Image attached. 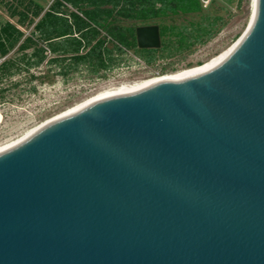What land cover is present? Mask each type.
Returning a JSON list of instances; mask_svg holds the SVG:
<instances>
[{
  "label": "water",
  "instance_id": "95a60500",
  "mask_svg": "<svg viewBox=\"0 0 264 264\" xmlns=\"http://www.w3.org/2000/svg\"><path fill=\"white\" fill-rule=\"evenodd\" d=\"M213 68L110 90L0 150V264H264V0ZM161 47L158 25L136 29Z\"/></svg>",
  "mask_w": 264,
  "mask_h": 264
},
{
  "label": "trees",
  "instance_id": "16d2710c",
  "mask_svg": "<svg viewBox=\"0 0 264 264\" xmlns=\"http://www.w3.org/2000/svg\"><path fill=\"white\" fill-rule=\"evenodd\" d=\"M0 10L8 16H0V85L17 87L21 82L13 80L25 75L32 92L35 82L57 76L106 78L129 52L147 66L186 58L218 37L232 16L220 0L207 7L202 0H52L47 6L0 0ZM144 25L159 26L160 48L138 47L136 29Z\"/></svg>",
  "mask_w": 264,
  "mask_h": 264
},
{
  "label": "rangeland",
  "instance_id": "374dc122",
  "mask_svg": "<svg viewBox=\"0 0 264 264\" xmlns=\"http://www.w3.org/2000/svg\"><path fill=\"white\" fill-rule=\"evenodd\" d=\"M36 1L47 6L52 0ZM220 1L232 14L228 26L218 37L206 46L199 47L186 58L159 61L154 66H147L129 52V60L109 72L106 78L90 79L86 73H82L65 81L61 76H57L53 82L43 85L35 82L36 92L30 91L31 86L26 82L25 75L13 80L21 82L17 87H9V83L0 85V88L5 90L0 91V146L18 140L40 124L100 92L122 85H132L139 81L159 79L209 62L236 43L246 30L255 8V0H243L240 8H238V0ZM0 16L8 19L2 10H0Z\"/></svg>",
  "mask_w": 264,
  "mask_h": 264
},
{
  "label": "bare ground",
  "instance_id": "6f19581e",
  "mask_svg": "<svg viewBox=\"0 0 264 264\" xmlns=\"http://www.w3.org/2000/svg\"><path fill=\"white\" fill-rule=\"evenodd\" d=\"M254 11V10H253ZM231 46V45H230ZM233 46L229 47L227 50L223 51L221 54H219L218 56H216L215 58H213L212 60H210L209 62H206L205 64L203 65H200V66H197V67H194V68H191V69H186V70H182V71H178L176 73H173V74H170V75H167L165 77H162V78H153V79H150V80H145V81H139V83H135V84H132V85H122V86H119L117 88H114V89H110V90H115V89H121V88H131L133 90H140L144 87H147L148 85H151L153 84L154 82H157V81H160V80H170L176 76H184V75H191V74H196V73H199V72H202L204 70H207V69H210V68H213L214 66L218 65L227 55L228 53L230 52V50L232 49ZM110 90H107V91H103V92H100L92 97H90L89 99L75 105L74 107L70 108L69 110H67L66 112L56 116V117H59V116H62V115H66V114H69L71 113L72 111L80 108L81 106L89 103L90 101L98 98L99 96L107 93L108 91ZM54 117V118H56ZM53 119V118H52ZM51 120V119H50ZM49 121V120H48ZM47 122V121H46ZM45 123V122H44ZM43 124V123H42ZM41 125V124H40ZM39 125V126H40ZM39 126H37L36 128H38ZM36 128L32 129L30 132H28L25 136H27L29 133H31L33 130H35ZM25 136L19 138L18 140H15L13 142H10L6 145H3V146H0V150L2 149H5L9 146H12L14 144H16L17 142H19L20 140H22Z\"/></svg>",
  "mask_w": 264,
  "mask_h": 264
},
{
  "label": "built area",
  "instance_id": "2783aa9c",
  "mask_svg": "<svg viewBox=\"0 0 264 264\" xmlns=\"http://www.w3.org/2000/svg\"><path fill=\"white\" fill-rule=\"evenodd\" d=\"M212 0H202L204 7H207Z\"/></svg>",
  "mask_w": 264,
  "mask_h": 264
},
{
  "label": "crops",
  "instance_id": "0c3cea01",
  "mask_svg": "<svg viewBox=\"0 0 264 264\" xmlns=\"http://www.w3.org/2000/svg\"><path fill=\"white\" fill-rule=\"evenodd\" d=\"M51 3V2H50ZM49 5V4H48Z\"/></svg>",
  "mask_w": 264,
  "mask_h": 264
}]
</instances>
